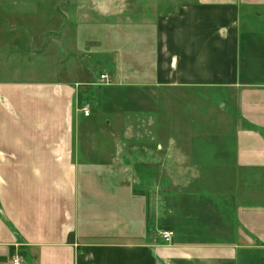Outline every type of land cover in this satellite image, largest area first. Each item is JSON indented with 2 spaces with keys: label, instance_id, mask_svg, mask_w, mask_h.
<instances>
[{
  "label": "crops",
  "instance_id": "obj_1",
  "mask_svg": "<svg viewBox=\"0 0 264 264\" xmlns=\"http://www.w3.org/2000/svg\"><path fill=\"white\" fill-rule=\"evenodd\" d=\"M154 2L0 85V264H264V0Z\"/></svg>",
  "mask_w": 264,
  "mask_h": 264
},
{
  "label": "rangeland",
  "instance_id": "obj_2",
  "mask_svg": "<svg viewBox=\"0 0 264 264\" xmlns=\"http://www.w3.org/2000/svg\"><path fill=\"white\" fill-rule=\"evenodd\" d=\"M153 1L162 12L184 2ZM86 7L89 0H0V85L57 77L61 36L76 28L75 16Z\"/></svg>",
  "mask_w": 264,
  "mask_h": 264
},
{
  "label": "built area",
  "instance_id": "obj_3",
  "mask_svg": "<svg viewBox=\"0 0 264 264\" xmlns=\"http://www.w3.org/2000/svg\"><path fill=\"white\" fill-rule=\"evenodd\" d=\"M101 79H107L106 74H101ZM83 113L85 116H89L90 110L88 108H83ZM161 236L164 242H170L172 240V231L171 230H163L161 232ZM9 264H24V260L21 255L15 254L12 256Z\"/></svg>",
  "mask_w": 264,
  "mask_h": 264
}]
</instances>
